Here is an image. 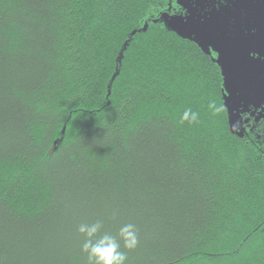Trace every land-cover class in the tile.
Returning a JSON list of instances; mask_svg holds the SVG:
<instances>
[{"label":"trees","instance_id":"1","mask_svg":"<svg viewBox=\"0 0 264 264\" xmlns=\"http://www.w3.org/2000/svg\"><path fill=\"white\" fill-rule=\"evenodd\" d=\"M181 12L0 0V264H86L96 219L137 226L127 264H264V151L215 57L164 24Z\"/></svg>","mask_w":264,"mask_h":264},{"label":"flooded vegetation","instance_id":"2","mask_svg":"<svg viewBox=\"0 0 264 264\" xmlns=\"http://www.w3.org/2000/svg\"><path fill=\"white\" fill-rule=\"evenodd\" d=\"M212 1L219 8L230 7L233 22H227L226 28L220 26L219 41L210 42L203 49L216 60L222 51L233 59L232 73L225 81L223 78V84L235 133L255 139L264 151V0ZM207 13L210 18V14L217 15L218 11ZM236 102L241 103L240 109L234 108Z\"/></svg>","mask_w":264,"mask_h":264},{"label":"clouds","instance_id":"3","mask_svg":"<svg viewBox=\"0 0 264 264\" xmlns=\"http://www.w3.org/2000/svg\"><path fill=\"white\" fill-rule=\"evenodd\" d=\"M186 110L184 119H188ZM197 114L192 113L191 122H196ZM116 212L112 216H116ZM81 238L80 250L86 258V264H127L128 253L140 245L137 226L128 222L122 224L113 234L104 230V221L81 222L76 229Z\"/></svg>","mask_w":264,"mask_h":264},{"label":"rangeland","instance_id":"4","mask_svg":"<svg viewBox=\"0 0 264 264\" xmlns=\"http://www.w3.org/2000/svg\"><path fill=\"white\" fill-rule=\"evenodd\" d=\"M179 6L183 9V14H166L164 24L169 29L179 33L182 37L198 42V30L201 27L203 18L207 17V10L218 11L217 20L224 28L227 27V22H233L231 8L227 5H216L214 1L209 0H177ZM203 47L207 46L202 42ZM229 55L226 51H222L219 57L225 78L230 77L232 71V62L229 63Z\"/></svg>","mask_w":264,"mask_h":264},{"label":"water","instance_id":"5","mask_svg":"<svg viewBox=\"0 0 264 264\" xmlns=\"http://www.w3.org/2000/svg\"><path fill=\"white\" fill-rule=\"evenodd\" d=\"M210 1V0H209ZM212 1V0H211ZM177 3H178V1H177ZM179 5V4H178ZM231 11H232V9H231ZM176 15H178V14H176ZM212 14H210V18H207V17H205V18H203L202 19V21H200V22H203V23H201V27L199 28V30H198V34H199V36H198V42H195L194 40H191V39H187V38H184V37H182L179 33H177L176 31H174V30H172V29H170L171 31H174V32H176L178 35H180L182 38H184V39H187V40H191V41H194L196 44H198L202 49H203V45H202V42L203 43H205L206 44V46H208L209 45V43L210 42H218L219 41V39H220V34H221V25L219 24V22H215L216 20H217V16H218V14L216 15V14H214V15H212ZM165 16H166V14L163 16V18L162 19H164L165 18ZM164 21V20H163ZM206 21V22H205ZM168 28V27H167ZM169 29V28H168ZM204 50V49H203ZM205 51V50H204ZM206 52V51H205ZM207 53V52H206ZM232 60L233 59H231V57H229V63H231L232 62ZM217 63H218V65L220 66V68H221V71H222V75H223V78H224V81H225V72H224V70H223V67H222V65H221V63L219 62V59L217 60ZM233 64V63H232ZM262 70H264V65H263V67H262ZM224 86H225V84H224ZM226 88V87H225ZM224 100H225V95H224ZM225 103H226V107H227V110H228V114H229V118H230V125H231V128H232V130H233V132L235 133V130H234V126H233V124H232V121H231V116H230V111H229V107H228V105H227V102H226V100H225ZM234 108L235 109H240L241 107H242V105H241V103L240 102H236V103H234Z\"/></svg>","mask_w":264,"mask_h":264}]
</instances>
